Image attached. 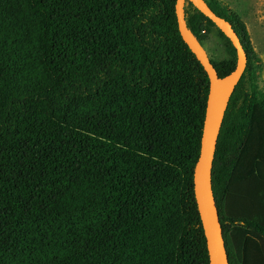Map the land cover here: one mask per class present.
I'll use <instances>...</instances> for the list:
<instances>
[{
    "label": "trees",
    "instance_id": "16d2710c",
    "mask_svg": "<svg viewBox=\"0 0 264 264\" xmlns=\"http://www.w3.org/2000/svg\"><path fill=\"white\" fill-rule=\"evenodd\" d=\"M246 54L218 134L211 187L229 264H264L262 63ZM176 0H0V264H209L194 197L208 76ZM203 46L230 41L188 1Z\"/></svg>",
    "mask_w": 264,
    "mask_h": 264
},
{
    "label": "water",
    "instance_id": "95a60500",
    "mask_svg": "<svg viewBox=\"0 0 264 264\" xmlns=\"http://www.w3.org/2000/svg\"><path fill=\"white\" fill-rule=\"evenodd\" d=\"M230 41L236 51L235 69L219 78L203 46L187 28L185 0H176L175 13L178 31L196 56L209 79V93L201 135L200 153L194 167L193 185L202 228L206 239L209 264H229L211 187V169L216 142L229 99L246 67L247 57L231 23L217 16L204 0H188Z\"/></svg>",
    "mask_w": 264,
    "mask_h": 264
},
{
    "label": "rangeland",
    "instance_id": "374dc122",
    "mask_svg": "<svg viewBox=\"0 0 264 264\" xmlns=\"http://www.w3.org/2000/svg\"><path fill=\"white\" fill-rule=\"evenodd\" d=\"M218 1L235 13L245 25L251 45L262 63L257 85L260 91H264V0ZM203 48L214 62L225 58L226 53L220 45V39L214 33H207Z\"/></svg>",
    "mask_w": 264,
    "mask_h": 264
}]
</instances>
